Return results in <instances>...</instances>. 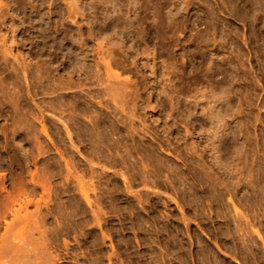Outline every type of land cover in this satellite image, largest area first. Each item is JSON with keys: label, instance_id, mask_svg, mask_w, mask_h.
Wrapping results in <instances>:
<instances>
[{"label": "rangeland", "instance_id": "rangeland-1", "mask_svg": "<svg viewBox=\"0 0 264 264\" xmlns=\"http://www.w3.org/2000/svg\"><path fill=\"white\" fill-rule=\"evenodd\" d=\"M0 264H264V0H0Z\"/></svg>", "mask_w": 264, "mask_h": 264}]
</instances>
